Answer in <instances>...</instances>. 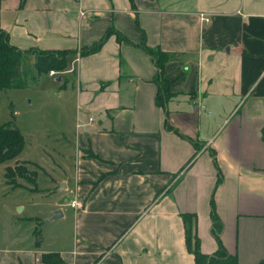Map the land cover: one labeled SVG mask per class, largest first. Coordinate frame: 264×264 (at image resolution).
<instances>
[{"label":"crops","instance_id":"obj_1","mask_svg":"<svg viewBox=\"0 0 264 264\" xmlns=\"http://www.w3.org/2000/svg\"><path fill=\"white\" fill-rule=\"evenodd\" d=\"M1 26L17 49L71 51L78 115L75 182L52 178L0 264H196L183 214L203 253L217 225L239 264L264 260V0H2ZM143 44L172 55L164 105Z\"/></svg>","mask_w":264,"mask_h":264},{"label":"rangeland","instance_id":"obj_2","mask_svg":"<svg viewBox=\"0 0 264 264\" xmlns=\"http://www.w3.org/2000/svg\"><path fill=\"white\" fill-rule=\"evenodd\" d=\"M25 64L20 86L0 92V125L11 123L25 139L20 156L0 163L1 246L8 244L10 225L19 218L31 213L41 218L49 214V204L58 197L49 191L52 178L68 180L71 185L75 182L78 107L75 87L69 81L72 76L38 74L35 56L27 58ZM25 160L29 162L27 168L38 171L35 184L18 176L7 178V167Z\"/></svg>","mask_w":264,"mask_h":264},{"label":"trees","instance_id":"obj_3","mask_svg":"<svg viewBox=\"0 0 264 264\" xmlns=\"http://www.w3.org/2000/svg\"><path fill=\"white\" fill-rule=\"evenodd\" d=\"M1 3L0 0V92L4 89L19 87V79L25 71V60L31 53L36 55V69L38 74H50L52 70L59 73L64 72L68 68V57L71 54L69 50H30L23 51L17 49L10 44L8 33L1 26ZM113 32L111 31L110 34ZM107 36V37H108ZM107 39V38H106ZM120 42L125 41L122 36H118ZM105 39L95 47L86 49L84 53H91L98 50L104 43ZM143 48L147 49L155 60L157 72V80L161 81L160 90L157 101L164 105L165 101L171 96L169 82L163 77V68L172 55L162 51H155L147 48L144 44ZM25 146V139L18 127L11 123L0 125V163L8 162L16 159L22 153ZM23 164H17L15 167H7V178L18 176L29 182L36 183L38 171L27 168L29 162L23 161ZM15 184V183H14ZM19 186V185H18ZM214 218H216L213 211ZM185 223L187 224L186 242L189 250L195 255L196 264H239L236 256L227 254L216 225L215 234L219 242V250L214 255H208L201 251L200 239L195 231L196 216L193 214H183ZM51 254L45 255V260H51ZM264 264V260L260 262Z\"/></svg>","mask_w":264,"mask_h":264},{"label":"built area","instance_id":"obj_4","mask_svg":"<svg viewBox=\"0 0 264 264\" xmlns=\"http://www.w3.org/2000/svg\"><path fill=\"white\" fill-rule=\"evenodd\" d=\"M204 21L207 22V23L209 22L208 19H204ZM58 73H59V72L52 70V71L50 72V75H51V76H55V75H58ZM70 205H71L72 207H78V206H79V203H78L77 200H73V201L70 202Z\"/></svg>","mask_w":264,"mask_h":264},{"label":"water","instance_id":"obj_5","mask_svg":"<svg viewBox=\"0 0 264 264\" xmlns=\"http://www.w3.org/2000/svg\"><path fill=\"white\" fill-rule=\"evenodd\" d=\"M59 216H63V213H62V211L61 210H57V211H55L54 212V215H53V219H56V218H58Z\"/></svg>","mask_w":264,"mask_h":264}]
</instances>
